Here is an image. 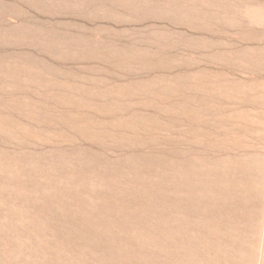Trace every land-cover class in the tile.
Instances as JSON below:
<instances>
[{"label":"rangeland","instance_id":"rangeland-1","mask_svg":"<svg viewBox=\"0 0 264 264\" xmlns=\"http://www.w3.org/2000/svg\"><path fill=\"white\" fill-rule=\"evenodd\" d=\"M264 0H0V264H256Z\"/></svg>","mask_w":264,"mask_h":264},{"label":"bare ground","instance_id":"bare-ground-1","mask_svg":"<svg viewBox=\"0 0 264 264\" xmlns=\"http://www.w3.org/2000/svg\"><path fill=\"white\" fill-rule=\"evenodd\" d=\"M264 214V210H263ZM256 264H264V227L260 234L259 244H258V257L256 260Z\"/></svg>","mask_w":264,"mask_h":264}]
</instances>
